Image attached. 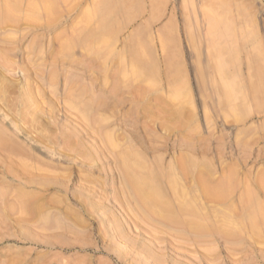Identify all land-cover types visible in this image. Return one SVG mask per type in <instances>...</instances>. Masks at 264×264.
<instances>
[{"label":"rangeland","instance_id":"1","mask_svg":"<svg viewBox=\"0 0 264 264\" xmlns=\"http://www.w3.org/2000/svg\"><path fill=\"white\" fill-rule=\"evenodd\" d=\"M33 1L0 0V264H264V0Z\"/></svg>","mask_w":264,"mask_h":264},{"label":"bare ground","instance_id":"2","mask_svg":"<svg viewBox=\"0 0 264 264\" xmlns=\"http://www.w3.org/2000/svg\"><path fill=\"white\" fill-rule=\"evenodd\" d=\"M64 1V0H63ZM67 1V0H66ZM6 3V2H5ZM114 3V2H113ZM7 4H9V2H7L6 3V5ZM55 4H56V0H34L33 1V3H31V7H32V11L33 12H36L38 9L40 10H42L43 12H45V14H47V15H54V13H55ZM60 4V3H59ZM66 4V3H65ZM68 4V3H67ZM70 4V3H69ZM17 7H18V5L17 4H15V5H7L6 7H5V10H6V12H8V13H11L12 12V14H13V11H15L16 9H17ZM28 7H30V5L28 4ZM63 7H64V2H63ZM68 7V6H67ZM59 8V7H58ZM66 8V7H65ZM28 10H29V8H28ZM15 12H17V11H15ZM61 13V12H60ZM59 13V14H60ZM26 14L28 15V13L26 12ZM31 14V13H30ZM34 14V13H33ZM14 15V14H13ZM27 15H26V18H29V16L27 17ZM46 16V15H45ZM216 16V15H215ZM46 18V17H45ZM48 18V17H47ZM220 18V17H219ZM27 21H28V19H27ZM32 21V20H31ZM30 21V22H31ZM51 21V20H50ZM53 21V20H52ZM12 23V22H11ZM15 23V22H14ZM48 23H49V20H48ZM210 35V34H209ZM215 37V36H214ZM101 40V39H100ZM108 43V42H107ZM89 45V44H88ZM97 45V44H96ZM105 45V44H104ZM71 47V46H70ZM94 48H96V47H94ZM60 49V48H59ZM67 50H68V48H67ZM108 53V52H107ZM132 57H133V60L134 61H136L135 62V67L138 69L137 70V73L139 74V75H141L142 76V74H143V71H144V67L141 65V63H139L138 62V60H139V56L137 55V53H133V55H132ZM134 70V69H133ZM155 101V100H154ZM171 102V101H170ZM173 107H174V105H173ZM175 109V108H174ZM158 111H160V110H158ZM155 114V113H154ZM181 117V116H180ZM180 161V160H179ZM182 162V161H181ZM179 165V164H178ZM181 165V164H180ZM183 165V164H182ZM181 167V166H180ZM181 168H183V167H181ZM180 168V169H181ZM228 173V172H227ZM198 176V175H197ZM126 178V177H125ZM185 178V177H184ZM259 178H260V176H259ZM127 180H128V178H126ZM261 179V178H260ZM229 180V179H228ZM227 180V181H228ZM197 181H199L198 179H197ZM200 181H201V179H200ZM259 182H260V180H259ZM130 183V182H129ZM229 183V182H228ZM200 184V182L198 183V185ZM258 184V183H257ZM131 185V188L133 187L132 185H133V183L132 184H130ZM204 185V184H203ZM203 185L201 184L200 186H202L201 188H202V191H204L205 190V193H207V196L209 195V197L210 198H215V197H217V200L220 202V200L224 197V195H225V193H223L222 191L220 192V191H214L213 190V188L211 189V188H209V187H207V186H204V188H203ZM260 185V184H259ZM263 185V184H262ZM261 185V186H262ZM245 186V185H244ZM260 186V187H261ZM245 188H247V187H245ZM244 188V189H245ZM264 188V187H263ZM134 189L136 190V193L138 194V196L136 197V198H139L142 202H149V201H154V200H156V198H157V194L155 193V192H146L144 189H143V186L142 185H135V188L133 187L132 188V190H133V192H134ZM152 190V189H151ZM201 191V192H202ZM135 193V192H134ZM134 194V195H137V194ZM206 195V194H205ZM215 196V197H213V196ZM244 195H246V194H244ZM227 196V195H226ZM249 198V197H248ZM206 199H207V197H206ZM216 199V198H215ZM215 199H214V201H215ZM138 200V199H137ZM139 200V202L140 203H142L141 201ZM216 200V201H217ZM224 200V199H223ZM248 200V199H247ZM222 201V200H221ZM226 201V200H225ZM245 203V202H244ZM229 204V203H228ZM141 205H143V204H141ZM157 206V205H156ZM155 206V207H156ZM161 206V208H162V210H169V205H166V204H162V205H160ZM142 207H144V206H142ZM144 208H146V207H144ZM153 208V207H152ZM191 209V208H190ZM156 210V209H155ZM173 210H174V208H173ZM193 210V209H192ZM145 211H146V209H145ZM147 211H149V210H147ZM152 211H153V209H152ZM152 211H149L151 214H154V212H152ZM159 211V210H158ZM179 211H180V209H179ZM174 212V211H173ZM176 212V211H175ZM189 212V211H188ZM190 213V212H189ZM260 213H261V219L264 221V208L260 211ZM151 216H154V215H151ZM173 218H177V217H173ZM161 219H162V216H161V218L159 219L160 221H161ZM177 220V219H176ZM168 221H171V219L170 218H164V222H168ZM261 221V220H260ZM162 222H163V220H162ZM177 222H178V220H177ZM250 222L252 223V224H254V225H256L257 224V219H256V217H250ZM171 223V222H170ZM172 224V223H171ZM199 224V223H198ZM172 225H174V224H172ZM264 225V224H263ZM174 226H177L176 225V222H175V225ZM172 227V226H171ZM181 227H184V226H181ZM187 228V227H186ZM205 228V227H204ZM197 229H198V227H197ZM212 232V231H211ZM210 232V233H211ZM199 233H201L200 231H199ZM207 233H209V232H207Z\"/></svg>","mask_w":264,"mask_h":264}]
</instances>
